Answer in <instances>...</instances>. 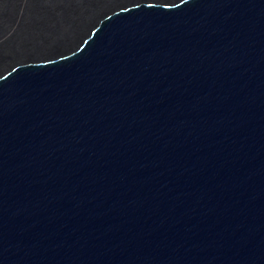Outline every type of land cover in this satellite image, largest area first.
<instances>
[{
	"label": "water",
	"instance_id": "1",
	"mask_svg": "<svg viewBox=\"0 0 264 264\" xmlns=\"http://www.w3.org/2000/svg\"><path fill=\"white\" fill-rule=\"evenodd\" d=\"M0 264H264V0L122 10L1 79Z\"/></svg>",
	"mask_w": 264,
	"mask_h": 264
},
{
	"label": "bare ground",
	"instance_id": "2",
	"mask_svg": "<svg viewBox=\"0 0 264 264\" xmlns=\"http://www.w3.org/2000/svg\"><path fill=\"white\" fill-rule=\"evenodd\" d=\"M192 1L0 0V80L18 67L76 54L105 20L122 10L144 4L172 9Z\"/></svg>",
	"mask_w": 264,
	"mask_h": 264
},
{
	"label": "snow or ice",
	"instance_id": "3",
	"mask_svg": "<svg viewBox=\"0 0 264 264\" xmlns=\"http://www.w3.org/2000/svg\"><path fill=\"white\" fill-rule=\"evenodd\" d=\"M137 6H139V5H137ZM148 7H150V8H151V7H155V5H151V4H150V5H148ZM164 7H171V5H164Z\"/></svg>",
	"mask_w": 264,
	"mask_h": 264
}]
</instances>
